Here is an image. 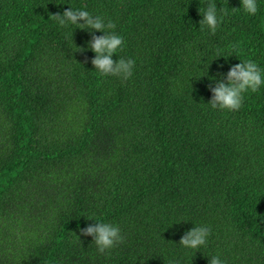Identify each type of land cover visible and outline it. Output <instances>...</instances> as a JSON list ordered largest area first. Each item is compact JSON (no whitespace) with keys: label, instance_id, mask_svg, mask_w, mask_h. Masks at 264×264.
<instances>
[{"label":"trees","instance_id":"1","mask_svg":"<svg viewBox=\"0 0 264 264\" xmlns=\"http://www.w3.org/2000/svg\"><path fill=\"white\" fill-rule=\"evenodd\" d=\"M208 2L0 0V264H264V85L238 111L208 104L218 73L264 70V0H212L215 34ZM68 7L115 23L128 80L49 18ZM97 220L125 242L99 253L79 232ZM194 225L211 234L184 248Z\"/></svg>","mask_w":264,"mask_h":264},{"label":"clouds","instance_id":"2","mask_svg":"<svg viewBox=\"0 0 264 264\" xmlns=\"http://www.w3.org/2000/svg\"><path fill=\"white\" fill-rule=\"evenodd\" d=\"M240 7L252 16H255L258 11L256 0H240ZM239 8H233V11ZM221 11L227 15L225 10L222 9ZM49 18L56 21L61 27L75 25L76 28L89 30L91 38L87 41V49L95 54L90 62L101 76H117L125 81L132 76L135 65L133 59L123 57L113 59V55H116L117 50L122 49L124 44L123 37L112 31L116 27L114 22L111 20L105 22V19L100 15H93L87 10L72 7H68L63 13L50 14ZM222 19L223 16L218 18L216 4L209 0L202 19L199 21V26L201 29L207 26L215 34ZM93 32L103 34L97 36L92 34ZM76 48L78 52L85 51L84 48ZM217 75L220 78H210L215 82L214 85L209 84L208 86L212 94L208 104L213 109L238 111L242 107L243 94L248 91L255 93L261 85H264V70L251 59L240 60L239 63L232 65L226 74L218 73ZM88 219L93 220L92 218ZM79 232L82 236L92 237V243L95 244L97 251L101 254L125 242V236L122 235L118 225L99 220L81 228ZM210 234L211 228L209 226L194 225L181 236L179 244L184 248L199 249L207 243ZM77 239L80 241L78 236ZM208 264H224V261L217 255L212 256L208 260Z\"/></svg>","mask_w":264,"mask_h":264}]
</instances>
